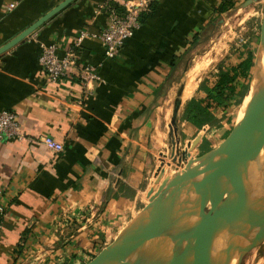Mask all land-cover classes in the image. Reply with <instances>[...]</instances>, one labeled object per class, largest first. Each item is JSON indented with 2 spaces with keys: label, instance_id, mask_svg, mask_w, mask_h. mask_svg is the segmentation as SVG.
I'll return each instance as SVG.
<instances>
[{
  "label": "crops",
  "instance_id": "0c3cea01",
  "mask_svg": "<svg viewBox=\"0 0 264 264\" xmlns=\"http://www.w3.org/2000/svg\"><path fill=\"white\" fill-rule=\"evenodd\" d=\"M62 1L0 0V48ZM104 1L75 0L0 55V112L12 111L33 138L64 144L56 155L36 140L0 143V189L7 204L0 264L86 263L101 233L138 214L140 194L160 165L165 101L200 45L191 47L193 41L215 25L223 0H158L115 59H106L94 39L78 49V65L98 66L102 83L85 90L75 69L58 84L48 83L38 62L40 45H54L64 56L79 31L99 33L107 22L99 11ZM76 206L87 216L94 209L95 218H76L62 228L63 215Z\"/></svg>",
  "mask_w": 264,
  "mask_h": 264
},
{
  "label": "water",
  "instance_id": "95a60500",
  "mask_svg": "<svg viewBox=\"0 0 264 264\" xmlns=\"http://www.w3.org/2000/svg\"><path fill=\"white\" fill-rule=\"evenodd\" d=\"M74 1L63 0L1 47L0 55ZM258 1L246 0L241 8ZM260 35L256 63L260 55V60L264 56V0ZM182 92L183 86L173 106V127L177 125ZM192 166L194 169H186L168 184L163 201L138 217L114 246L86 264H242L264 243V110H252L236 132L233 130ZM237 186L239 189L232 191ZM217 196H223L219 203ZM227 231L233 233L235 241L218 246L220 235ZM173 245L181 251L169 256L172 249L168 247ZM156 252L160 260L153 259Z\"/></svg>",
  "mask_w": 264,
  "mask_h": 264
},
{
  "label": "rangeland",
  "instance_id": "374dc122",
  "mask_svg": "<svg viewBox=\"0 0 264 264\" xmlns=\"http://www.w3.org/2000/svg\"><path fill=\"white\" fill-rule=\"evenodd\" d=\"M245 1L239 2L237 0L234 8L224 15H219L215 18V25L208 28L202 35L200 45H198L193 53L187 56V62L184 61L182 70L178 71L179 77L176 79L165 101L162 110L163 114L161 115V118L163 116L161 130L166 135L161 138L158 164L164 165L163 177L155 174L156 176L152 177V180L148 182V185H146L140 194V205L137 208L138 214L126 215L125 218H122L106 234L101 233V243L95 249V254L91 258L89 257L90 259L86 263L101 255L109 247L114 246L116 240L123 237L134 226L138 217L144 215L156 203L163 201V192L166 190L168 184L172 182L171 178L174 180L177 176H181L186 168L191 170V166L201 156L222 144L233 130L236 132L238 112L248 95L254 65L260 50V34L263 19V0H259L242 9L241 4ZM212 45L213 52L211 57H213V62L196 80V89L192 98L187 103H182L183 106L181 105L176 120L177 125L173 127L171 124L172 110L178 91L183 86V82L189 74L188 71L193 66L194 61L206 53ZM245 47L251 50L254 56L251 77L246 88L239 90L236 93V97L227 102L225 107L220 105L218 113L213 117L212 114L202 112L198 107H196V110H193L194 113H190L187 110L189 102L194 99L197 103H201L206 96L207 90L213 87L220 71L235 65L238 62V52L245 49ZM171 135L177 137L180 145V156L177 161L170 155L173 141ZM158 167L159 165L156 170ZM98 237L101 238V236ZM242 264H264V243L251 251L245 257Z\"/></svg>",
  "mask_w": 264,
  "mask_h": 264
},
{
  "label": "built area",
  "instance_id": "2783aa9c",
  "mask_svg": "<svg viewBox=\"0 0 264 264\" xmlns=\"http://www.w3.org/2000/svg\"><path fill=\"white\" fill-rule=\"evenodd\" d=\"M158 0H105L99 6V11L106 15V25L99 33H91L88 30H81L77 34L73 46H71L64 56H58L54 45H40V54L38 62L42 71L46 75L48 83L58 84L68 72L72 69L76 70L77 78L80 83L87 88L90 83H102L98 70V66L87 64L78 65L76 52L82 47L86 39L97 40L104 52L106 59H115L120 51L124 48L127 41L133 36L134 32L139 29L141 17L149 12L151 5ZM16 3L5 5L6 10H11ZM119 8V9H118ZM35 140L41 144L46 151L52 154H60L64 151V144L55 141L51 137H39L37 139L28 135L18 122L17 116L9 110L0 112V143L6 141L34 143ZM0 236L3 231V222L6 219L7 204L2 196L3 191L0 189ZM62 217L60 226L62 228L67 225H73L76 218L82 222L88 223L89 220L95 218L94 209L89 207V215L87 210L81 206L73 207ZM73 216L75 218H73ZM93 216V217H92ZM90 224V223H89ZM90 226V225H89Z\"/></svg>",
  "mask_w": 264,
  "mask_h": 264
},
{
  "label": "bare ground",
  "instance_id": "6f19581e",
  "mask_svg": "<svg viewBox=\"0 0 264 264\" xmlns=\"http://www.w3.org/2000/svg\"><path fill=\"white\" fill-rule=\"evenodd\" d=\"M263 48H264V44H263ZM212 49H213V45H212V47L209 48V50L206 53H204L201 57L197 58L194 61L193 66L188 71L189 74L186 76L185 81L183 82V92H182V97H181L182 103H187L192 98V95L196 89V80L212 64V62H213V57H211L212 52H213ZM260 57H261V55L259 56V59H258L256 65L254 67L253 81L251 82L248 95H247L243 105L239 109V112H238V116L236 119V122H237L236 131L239 129L240 126H242L244 124L249 113L252 110H256V109L264 110V56L261 60H260ZM259 99H261V103H259V101H260ZM172 137H173V139H172L173 141L171 144L172 148L170 149V152H171L170 155L174 159H176V161H177V159H179V156H180V145L178 143L177 137L175 135H171V138ZM163 166L164 165H162V164L159 165L158 169L155 172V174L159 177H163V172L165 169ZM191 168L194 169V166H192ZM186 169H188V168H186ZM171 180H173V179L171 178ZM169 182H171V181H169ZM239 187L240 186L233 188L232 191L239 189ZM224 195H225V193H224ZM222 197L223 196H217L216 201L219 203L221 201ZM156 204H158V203H156ZM234 241H235V238H234L233 233L231 231H227V232H224L220 235V237L217 241V245L218 246H223V245H227V244L230 245V243H233ZM169 245H170V243H169ZM174 247H175L174 245L171 248L168 247V250L172 249L169 256H174V255H177L178 253H180L181 249L176 250V248H174ZM160 256H161L160 253L156 252L153 255V259L154 260H160V258H161Z\"/></svg>",
  "mask_w": 264,
  "mask_h": 264
},
{
  "label": "trees",
  "instance_id": "16d2710c",
  "mask_svg": "<svg viewBox=\"0 0 264 264\" xmlns=\"http://www.w3.org/2000/svg\"><path fill=\"white\" fill-rule=\"evenodd\" d=\"M153 4L150 9H152ZM235 5V0H223L216 8V16L234 8ZM199 42L200 39L198 37L195 38L191 47H194ZM237 58L238 62L235 65L229 66L220 71L213 87L207 90L206 96L201 103H197L194 99L189 102L187 110L190 113H194L193 110H196V107H198L202 112L212 114L213 117L218 113V107L220 105L225 107L227 102H230L232 98L236 97V93L239 90H244L246 88L253 68V52L245 47V49L238 52ZM173 67H175V64Z\"/></svg>",
  "mask_w": 264,
  "mask_h": 264
}]
</instances>
